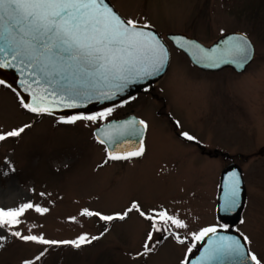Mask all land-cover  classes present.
<instances>
[{"label":"rangeland","instance_id":"374dc122","mask_svg":"<svg viewBox=\"0 0 264 264\" xmlns=\"http://www.w3.org/2000/svg\"><path fill=\"white\" fill-rule=\"evenodd\" d=\"M110 1L124 18L155 27L164 39L180 32L209 45L225 32H245L255 45L254 59L241 73L205 72L166 40L170 60L161 79L111 106L107 118L75 124L54 116L34 118L13 89L0 85V131L30 125L20 136L0 141V207L31 202L49 209L43 214L29 209L20 225L0 227L5 237L0 264H185L188 249L199 242L192 233L227 225L216 215V201L220 174L231 162L241 167L246 196L235 228L249 238L247 251L264 258V5L253 14L245 10L246 0ZM124 111L148 125L145 152L111 161L93 129ZM133 202L146 214L167 210L188 227L177 229L170 222L167 229L162 223L154 227L136 210L123 220L81 215L85 208L123 213ZM14 231L56 241L82 234L99 238L77 248L24 241ZM149 232L153 251L145 253Z\"/></svg>","mask_w":264,"mask_h":264},{"label":"snow or ice","instance_id":"6c2138e0","mask_svg":"<svg viewBox=\"0 0 264 264\" xmlns=\"http://www.w3.org/2000/svg\"><path fill=\"white\" fill-rule=\"evenodd\" d=\"M147 25L138 26L133 19L122 18L105 0H0V68L15 67L8 61H19L32 69V75L36 77L37 89L33 91L31 103L21 99L22 107L33 113H52L54 107L76 108L80 105L76 99L84 92L78 85H86L92 88L97 86L121 88L130 78H144L158 73L168 61V49L156 37L154 33L145 30ZM181 47H194L200 56L198 60H206L208 66L219 67L221 62H238L241 67L251 59V42L246 35L241 34L238 38L229 42L228 46L217 55V49L211 52L203 49L195 42L177 40ZM46 81L41 84L40 80ZM0 80V84H4ZM59 86L62 94L57 97L55 87ZM10 87V85H9ZM49 97L52 99L50 100ZM90 98V97H86ZM106 98H108L106 96ZM113 108L109 107L92 115L75 114L68 118H61L62 123L75 124L77 121L103 120L111 115ZM136 121L118 126L127 129ZM144 129L148 125L139 121ZM30 125H24L11 131H0V141L9 137H18ZM113 131L116 128L109 125V130L103 135L109 141L113 140ZM123 135V132H120ZM181 135L188 140L195 141L196 137L188 132ZM99 139L104 144L105 139ZM145 147L141 142L133 151L108 152L109 160H127L132 157L142 156ZM107 162V161H106ZM240 176L232 173L230 190L225 198L223 208L230 211L239 205ZM43 195V194H41ZM41 214L49 211L46 207L33 205L31 202L20 204L18 207H0V227H12L21 224L24 213L33 209ZM136 210L141 216L155 223H162L165 229L174 225L177 229H185L188 225L178 215H170L167 210H152V214H146L140 210V206L133 202L131 207L123 213L114 215H102L85 208L81 215L98 216L102 220H123L130 212ZM70 219L75 220V217ZM243 223V221H241ZM227 228V225H220ZM160 231V229H156ZM24 241H33L45 245L71 244L79 248L82 244L91 243L99 237L88 238L87 234L80 235L76 240L56 241L47 240L41 234L22 235L20 231L11 233ZM209 234L217 235L218 227L215 225L201 228L192 233L196 241H202ZM175 239L183 244L184 240L178 233H173ZM5 237L0 236V240ZM245 242H249L247 236H243ZM149 242H154L153 233L149 232L144 244L145 253L153 251ZM0 247H3L0 244ZM195 245L188 249L192 252ZM245 244L239 239L218 235L213 241L201 261H212L220 255H239L243 261L250 260L252 264H264V258L259 257L250 250L245 255ZM47 251V249H45ZM41 252L35 257L36 260L44 255ZM137 255H142L138 253ZM23 264H33L26 260Z\"/></svg>","mask_w":264,"mask_h":264},{"label":"water","instance_id":"95a60500","mask_svg":"<svg viewBox=\"0 0 264 264\" xmlns=\"http://www.w3.org/2000/svg\"><path fill=\"white\" fill-rule=\"evenodd\" d=\"M119 15V11L115 8V6L111 3L110 0H105ZM122 18H124L121 15ZM147 24L138 23V26H143ZM146 31L154 33L156 37L165 45L168 49V61L164 65V67L158 72L154 73L151 76L144 77V78H135L132 77L129 81L124 84L121 88L117 89L115 87H107V86H97L96 88H92L86 85H78L80 91L84 92V95L78 97L76 99V103L79 104V107L76 108H67L63 106L54 107L52 113H33L29 110L25 109L29 113L33 115H43V116H54V117H66L72 116L75 114H91L98 111H102L107 109L113 105H116L129 97L136 94L140 89L151 85L152 83L157 82L161 79L167 71L169 60H170V51L167 41L177 50L181 51L190 61V63L195 66L196 68L206 71V72H217L225 68L232 69L237 73L243 72L246 67L252 62L255 56V45L252 42L251 38L242 31H228L220 35L215 41H213L209 45H205L204 43L200 42L194 37L188 36L184 33L180 32H169L164 37L157 31V29L151 25H147L145 28ZM241 34L246 35L248 40L251 42L252 49H251V59L241 67L238 62L232 63H224L221 62L219 67H211L208 66L209 62L206 60H198L200 56L199 51L194 47H185L181 48L176 41L181 40L183 41H190L195 42L196 44L200 45L203 49L208 50L211 52L212 49H217V55L220 54L229 44L230 41L238 38ZM167 40V41H166ZM4 57L0 55V60H3ZM8 61L14 65L15 67H8V68H0V80H3L5 83L4 86L13 89L19 96V99H23L25 102L31 103V96L33 95V91L37 89L38 85L35 83L36 77H34L32 73V69L28 68L26 64L22 65L19 64V61H12L11 57L7 58ZM41 84H45L46 81L41 79ZM10 85V87H9ZM55 87L57 92V97H59L62 92L59 86H52ZM106 96L108 98H106ZM90 97V98H86ZM51 100L52 98L49 97ZM139 117L134 115L133 113L126 114L121 118H113L105 122L99 123L93 129V136L95 140L99 142V139H105V143L101 144L104 146L106 157L108 159V152L110 151H117V152H125V151H133L137 149L140 143H143L145 129L143 125L139 124L138 122L141 121ZM132 121H136L135 124L131 125L127 129H120L118 126L124 125L125 123H129ZM143 121V120H142ZM109 125L116 128V131H113V140L109 141L107 137L103 135V133L109 130ZM123 132V135L120 134ZM135 158V157H132ZM131 159V158H130ZM109 160V159H108ZM116 161V160H113ZM119 161V160H117ZM238 173L240 176V191H239V205L238 207L230 210L225 211L223 208L225 198L227 197L230 185H231V178L232 173ZM246 202L245 196V186L242 178V170L241 167L234 162L229 163L225 168H223L220 174V181L218 186V193H217V201H216V215L217 217L224 223L230 225L227 228H218V234L213 235L209 234V236L205 237L204 240L199 241L198 247L194 250L190 256L185 261V264H252L250 260L243 261V258L239 255H220L217 259L212 261H201V257H203L206 251L213 246V241L217 239L218 235H222L225 237H232L239 239L242 244H245L244 253L245 255L248 253L246 248V243L243 240V236L239 231H237L234 226L240 220L241 214L243 212L244 206Z\"/></svg>","mask_w":264,"mask_h":264},{"label":"trees","instance_id":"16d2710c","mask_svg":"<svg viewBox=\"0 0 264 264\" xmlns=\"http://www.w3.org/2000/svg\"><path fill=\"white\" fill-rule=\"evenodd\" d=\"M239 2L241 0H238ZM261 3V4H260ZM245 10H253V14H255V11L258 10L260 5H264V0H246V4H245Z\"/></svg>","mask_w":264,"mask_h":264},{"label":"flooded vegetation","instance_id":"af4514ba","mask_svg":"<svg viewBox=\"0 0 264 264\" xmlns=\"http://www.w3.org/2000/svg\"><path fill=\"white\" fill-rule=\"evenodd\" d=\"M200 70V69H199ZM206 72V71H205ZM0 85H2V84H0ZM153 85V84H152ZM152 85H149V86H146V87H150V86H152ZM141 91V89L138 91V92H140ZM137 92V93H138ZM120 104V103H119ZM132 108H130V112H132ZM125 113L124 114H122V115H120V116H117V117H114V118H120V117H122L123 115H125L128 111H124ZM68 117H70V116H67V117H57V118H68ZM34 118H36V119H41L42 117H38V116H36V117H34ZM99 123V122H98ZM141 156H139V157H135V158H132V159H136V158H140ZM132 159H128V160H132ZM151 214V213H150ZM238 224V223H237ZM227 227H230V225L229 224H227ZM236 227V225L234 226V228ZM236 229V228H235Z\"/></svg>","mask_w":264,"mask_h":264}]
</instances>
